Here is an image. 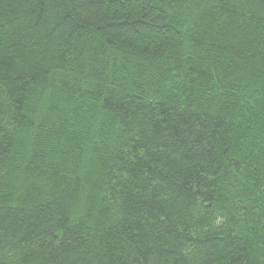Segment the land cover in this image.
<instances>
[{
    "label": "trees",
    "instance_id": "16d2710c",
    "mask_svg": "<svg viewBox=\"0 0 264 264\" xmlns=\"http://www.w3.org/2000/svg\"><path fill=\"white\" fill-rule=\"evenodd\" d=\"M0 264H264V0H0Z\"/></svg>",
    "mask_w": 264,
    "mask_h": 264
}]
</instances>
